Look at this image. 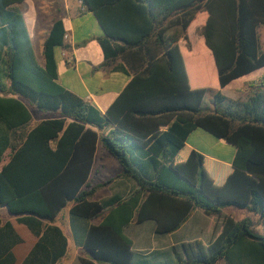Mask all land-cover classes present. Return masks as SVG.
I'll return each instance as SVG.
<instances>
[{
  "label": "trees",
  "instance_id": "1",
  "mask_svg": "<svg viewBox=\"0 0 264 264\" xmlns=\"http://www.w3.org/2000/svg\"><path fill=\"white\" fill-rule=\"evenodd\" d=\"M23 1L0 0V20ZM80 2L103 32L104 64L120 61V70L132 76L126 93L133 91V100L118 108L125 93L101 114L65 90L54 55L64 46L62 22L43 43L41 65L22 14L9 12L0 29V207L13 216L53 220L70 204L72 218L98 219L84 233L80 264H132V243L124 235L131 223L153 220L155 233L168 235L197 209L213 217L228 207L244 209L256 219L224 217L207 245L184 243L173 255L177 264H264V236L255 232L264 225V82L237 100L221 94L264 68L258 35L264 0ZM210 78L215 86L209 87ZM211 91L212 108L205 109ZM24 102L59 118L36 124L5 156L9 133L31 120ZM108 126L114 129L101 139L91 129ZM195 130L235 149L230 166L186 146ZM97 142L120 166L116 177L135 183L122 199L95 200L112 182L90 183Z\"/></svg>",
  "mask_w": 264,
  "mask_h": 264
},
{
  "label": "crops",
  "instance_id": "2",
  "mask_svg": "<svg viewBox=\"0 0 264 264\" xmlns=\"http://www.w3.org/2000/svg\"><path fill=\"white\" fill-rule=\"evenodd\" d=\"M12 11L22 14L33 50L34 37L41 38L43 48V43L53 24L57 21L62 22L64 36L67 35L68 38L64 39L63 36L64 46L56 48L54 55L57 81L65 90L94 107L101 114L107 112L119 98L125 95L132 76L120 70L124 66L120 61L104 64V57L98 43V39L103 37V32L93 14L81 5L80 0H24L6 10L4 14L6 16L0 20V29L5 28L9 19L7 14ZM258 35L261 51L264 53V27L258 29ZM43 63L44 61L39 64L43 65ZM208 64L212 66V62L209 61ZM190 66V61L187 59L188 72ZM263 82L259 80L244 84L235 88L236 93H232L231 83L221 90V94L229 99L237 100ZM133 97V91L126 93L118 108L126 109ZM24 104L30 112L31 120L20 130L9 133L10 142L4 153L5 156L10 153L12 147L24 141L25 133L36 124L59 118V115L39 111L26 102ZM118 111L119 109H116V112ZM116 112L115 115H117ZM41 113L44 114L41 115ZM133 122V127L136 129L140 127L135 123V119ZM142 122L144 126L149 125L148 120H142ZM91 129L101 139L114 128L108 126L103 131ZM166 129L165 125L159 127L160 132ZM186 146L201 156L226 166H230L235 155V149L232 146L201 130H195L187 137ZM120 173L121 168L117 161L97 142L89 176L90 183L95 185L106 180L112 182L96 194L95 200L102 202L113 197L122 199L134 189L133 180L116 177ZM100 194L103 195L99 199ZM70 206L69 204L63 208L53 220H43L30 215L13 216L8 214L4 207L6 217L0 218V264H80L78 258L85 256L82 248L84 233L89 225H96L99 220L74 219L69 214ZM242 213L246 211L228 207L220 217H213L197 209L180 229L168 235H157L153 220L140 224L131 223L124 230V235L132 243V264H177L173 248L180 251L182 244L192 241H200L207 245L220 230L225 216L233 218V215L240 214L238 218H246ZM203 235L206 237L205 240L201 238ZM145 258L155 260L150 262Z\"/></svg>",
  "mask_w": 264,
  "mask_h": 264
},
{
  "label": "rangeland",
  "instance_id": "3",
  "mask_svg": "<svg viewBox=\"0 0 264 264\" xmlns=\"http://www.w3.org/2000/svg\"><path fill=\"white\" fill-rule=\"evenodd\" d=\"M50 4H52V3L50 2ZM41 23H43V22H41ZM34 50H35V56L37 58V61L39 63H42L43 62V55H42V52H41L42 51V41H41V38H39L38 36L34 37ZM196 50H198L197 43H196ZM259 80L260 81H264V68L254 72V73H252V74H250V75H248V76H246V77H244V78H242L240 80H237V81L233 82L230 85V88L232 89V93H236L237 90L235 88L240 87V86H242L244 84H247V83L251 84V83L257 82ZM216 82H217L216 79H215V81H213V79L210 78V84L211 85L209 87L215 86ZM211 95H212V91L211 92H207V94L205 95L204 100H203V104H202L203 108H205V109H209V108L211 109L212 108ZM42 114H44V113H41V115ZM208 137H210V136H208ZM112 174H114V173H112ZM112 174H110V175H112ZM110 175H108V176H110ZM94 176L95 175L92 174V177H94ZM108 176L106 178H108ZM106 181H108V180H106ZM104 193H106V192H104ZM102 195L103 194H100L98 196V198L100 199V197ZM4 211H6L5 208L4 207H0V218L1 219H4L6 217V214H4L5 213ZM239 215L240 214H237L235 216L233 215V219L236 220V221L242 220V218H238ZM242 215H243V217H246V218H251L253 220L256 219V216H254V215H252L250 213H247V211H246V213H242ZM225 217H231V216H225ZM255 232L257 234H259V235L264 236V225L263 224H259L256 227ZM76 237L78 238V233L76 234ZM201 238H203V240H205L206 237L203 235V237H201ZM145 259L149 260L150 262H154V260H155L154 258H145ZM218 264H224V262L221 261Z\"/></svg>",
  "mask_w": 264,
  "mask_h": 264
},
{
  "label": "built area",
  "instance_id": "4",
  "mask_svg": "<svg viewBox=\"0 0 264 264\" xmlns=\"http://www.w3.org/2000/svg\"><path fill=\"white\" fill-rule=\"evenodd\" d=\"M67 38H68V36H67V35H65V36H64V39H67Z\"/></svg>",
  "mask_w": 264,
  "mask_h": 264
},
{
  "label": "water",
  "instance_id": "5",
  "mask_svg": "<svg viewBox=\"0 0 264 264\" xmlns=\"http://www.w3.org/2000/svg\"><path fill=\"white\" fill-rule=\"evenodd\" d=\"M2 207V206H1Z\"/></svg>",
  "mask_w": 264,
  "mask_h": 264
}]
</instances>
